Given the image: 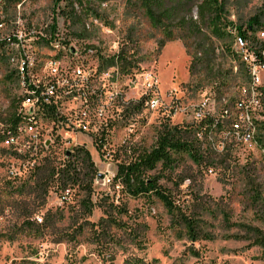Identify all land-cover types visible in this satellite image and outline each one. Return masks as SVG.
<instances>
[{"label": "rangeland", "instance_id": "1", "mask_svg": "<svg viewBox=\"0 0 264 264\" xmlns=\"http://www.w3.org/2000/svg\"><path fill=\"white\" fill-rule=\"evenodd\" d=\"M226 14L248 32L249 44L257 41L264 0H228ZM253 19L261 26L249 31ZM231 31L212 40L224 71L209 84L190 75L185 45L160 48V33L126 0H0V264H264L257 245L264 239V121L255 117L252 149L231 145L221 132L213 144L196 134L204 124L195 110L239 100L248 83ZM18 33L22 45L7 41ZM24 55L34 65L28 77L17 71ZM261 80L264 89V73ZM29 81L58 84L57 107L39 114L37 139L23 133L7 148L3 134ZM81 92L88 96L86 134L72 132L86 106ZM153 96L158 111L145 105ZM170 128L191 134L203 158L174 153L172 165L147 172L158 193L133 197L123 185L114 188L116 179L104 185ZM78 152L94 164L90 196L78 185L63 191L57 175ZM45 165L56 175L40 180Z\"/></svg>", "mask_w": 264, "mask_h": 264}, {"label": "trees", "instance_id": "2", "mask_svg": "<svg viewBox=\"0 0 264 264\" xmlns=\"http://www.w3.org/2000/svg\"><path fill=\"white\" fill-rule=\"evenodd\" d=\"M227 2L228 0H126L151 29L160 33V48L166 43L176 41L185 45L192 57L190 75L194 78L204 75L205 81L209 84L223 80L224 71L220 64H216L217 56L212 40L223 38L228 29L232 30L233 35L235 30L239 36L247 39L248 32L235 27L228 20ZM259 26H261L259 21L253 19L248 29L253 31ZM232 71L230 68V72ZM238 103H241V95L239 100L231 101V105ZM188 136L192 135L179 132L176 128L164 129L156 148L151 152H144L135 162L121 165L115 179L119 180L133 197L147 195L153 191L158 193L156 180L145 178L147 172L155 170L159 164L163 167L172 165L174 153H188L196 162L203 158L198 151L199 148L194 146L193 140L188 139ZM254 141L258 143L256 138ZM79 163L81 168L78 166ZM38 175L40 180H45L52 178L56 173L45 165L39 170ZM57 175L63 191L78 185L90 196L95 174L94 164L88 152H78L73 162ZM38 191L46 196L44 189L40 188ZM160 197L168 201L165 195L161 194ZM257 245L264 247V239L257 242Z\"/></svg>", "mask_w": 264, "mask_h": 264}, {"label": "built area", "instance_id": "3", "mask_svg": "<svg viewBox=\"0 0 264 264\" xmlns=\"http://www.w3.org/2000/svg\"><path fill=\"white\" fill-rule=\"evenodd\" d=\"M235 38V47L239 57L241 69L244 71L248 79V83L241 90V103L238 105H231V101L212 100L210 104L208 101L202 104L194 111V117L200 124H204L198 130V137L200 139L209 140L212 144L215 143L214 135L221 132L226 139L231 140V145L246 146L252 149L251 138H257L256 116L264 121V89L261 88V76L264 73V29L260 30L257 35V41L249 44L248 38H243L233 30ZM15 40L22 45L23 37L21 34H15L12 38H8V42ZM34 67L32 60L28 55H24L17 65L18 74L22 77L29 76ZM52 69L54 79L57 77L59 69L55 64L51 63L48 66ZM55 67V68H54ZM78 76H82L80 70L77 72ZM83 82L87 83L90 78L89 75L81 77ZM149 85L148 88L152 89ZM58 84L52 83L47 87H41L39 84L29 81L25 83V96L22 99L21 107L14 113L10 119V126L3 134V145L7 148L19 145V135L27 134L29 140H35L39 136V114L41 112L50 111L57 107L56 99L59 100ZM72 94V93H69ZM78 98L83 100V105H86L82 110L79 122L72 124L73 133L78 131L81 133H89L90 123L86 121L88 96L85 92L78 94ZM76 100V96H70ZM146 107L152 111H158L162 104L158 97L153 96L145 103ZM220 108L219 117L216 118L217 109ZM22 118H30V127L22 126ZM258 120V119H257ZM22 154L21 151H18ZM116 176H108L103 178L105 186H112ZM121 183L115 185L114 188L119 191ZM68 191V190H65ZM63 201L67 200V196H63Z\"/></svg>", "mask_w": 264, "mask_h": 264}, {"label": "bare ground", "instance_id": "4", "mask_svg": "<svg viewBox=\"0 0 264 264\" xmlns=\"http://www.w3.org/2000/svg\"><path fill=\"white\" fill-rule=\"evenodd\" d=\"M22 126L23 127H30V118H22ZM251 143H252V138H251Z\"/></svg>", "mask_w": 264, "mask_h": 264}]
</instances>
